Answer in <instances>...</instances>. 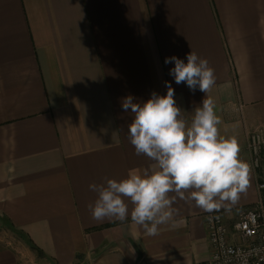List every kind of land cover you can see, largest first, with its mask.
<instances>
[{
	"label": "crops",
	"instance_id": "1",
	"mask_svg": "<svg viewBox=\"0 0 264 264\" xmlns=\"http://www.w3.org/2000/svg\"><path fill=\"white\" fill-rule=\"evenodd\" d=\"M191 51L214 69L207 93L169 75L165 58ZM166 81L189 123L211 98L219 134L248 162L247 134L264 129V0H0V220L42 264H208L204 216L231 228L256 203L250 173L239 199L211 212L177 198L155 236L130 214L92 218L90 184L153 164L129 142L122 100L164 96ZM18 254L0 243V264Z\"/></svg>",
	"mask_w": 264,
	"mask_h": 264
},
{
	"label": "clouds",
	"instance_id": "2",
	"mask_svg": "<svg viewBox=\"0 0 264 264\" xmlns=\"http://www.w3.org/2000/svg\"><path fill=\"white\" fill-rule=\"evenodd\" d=\"M186 59L187 63L176 56L165 58V64L174 63L169 75L176 84L207 93L215 84L214 69L194 51ZM165 86L166 95L154 92L142 104L134 103L131 95L122 100L123 110L131 109L133 114L129 142L137 156L144 155L153 164L131 170L119 181L90 184L89 189L98 194L94 204L88 205L93 219L123 222L130 214L147 235L155 236L160 225L179 213L174 207L177 198L211 212L223 202L235 203L249 186L250 166L240 159L237 139L219 134L213 100L204 99L189 123L176 106L171 84L166 81ZM126 200L132 205L130 213Z\"/></svg>",
	"mask_w": 264,
	"mask_h": 264
},
{
	"label": "built area",
	"instance_id": "3",
	"mask_svg": "<svg viewBox=\"0 0 264 264\" xmlns=\"http://www.w3.org/2000/svg\"><path fill=\"white\" fill-rule=\"evenodd\" d=\"M240 110V109H238ZM250 173L258 191L256 203L229 228L223 215L204 216L211 249L208 264H264V129L247 134Z\"/></svg>",
	"mask_w": 264,
	"mask_h": 264
},
{
	"label": "rangeland",
	"instance_id": "4",
	"mask_svg": "<svg viewBox=\"0 0 264 264\" xmlns=\"http://www.w3.org/2000/svg\"><path fill=\"white\" fill-rule=\"evenodd\" d=\"M0 243L15 248L19 253L21 264H42L33 252L31 254L28 252L29 245L26 238L18 232L15 233L3 220H0Z\"/></svg>",
	"mask_w": 264,
	"mask_h": 264
},
{
	"label": "trees",
	"instance_id": "5",
	"mask_svg": "<svg viewBox=\"0 0 264 264\" xmlns=\"http://www.w3.org/2000/svg\"><path fill=\"white\" fill-rule=\"evenodd\" d=\"M20 235H22L21 233H19ZM23 236V235H22ZM28 245L30 246V248L34 251H36L38 253V250L36 247H34V245L32 243H30V241L26 238Z\"/></svg>",
	"mask_w": 264,
	"mask_h": 264
}]
</instances>
